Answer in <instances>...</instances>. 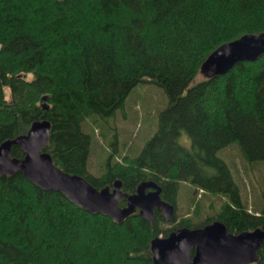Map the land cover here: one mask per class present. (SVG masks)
I'll list each match as a JSON object with an SVG mask.
<instances>
[{"label":"trees","instance_id":"obj_1","mask_svg":"<svg viewBox=\"0 0 264 264\" xmlns=\"http://www.w3.org/2000/svg\"><path fill=\"white\" fill-rule=\"evenodd\" d=\"M262 32L264 0H0V144L45 120L44 151L61 171L97 190L118 180L127 195L153 181L174 213L184 193L198 219L174 216L163 229L160 214L149 224L136 213L116 225L19 173L1 176L0 264H152L150 241L181 227L219 221L233 235L264 230V56L220 77L199 74L218 46ZM137 85L166 98L152 114V135L138 152L122 144V156L111 136L91 174V123L110 129ZM10 157L23 153L15 146Z\"/></svg>","mask_w":264,"mask_h":264},{"label":"water","instance_id":"obj_2","mask_svg":"<svg viewBox=\"0 0 264 264\" xmlns=\"http://www.w3.org/2000/svg\"><path fill=\"white\" fill-rule=\"evenodd\" d=\"M264 56V32L245 34L213 50L199 67L206 80L228 73L235 64L253 63ZM42 96L41 108L46 111ZM49 137V123L38 120L31 123L24 135L0 144V177L22 175L31 185L44 192L59 193L69 204L82 211L109 218L120 225L131 215H137L151 224L153 212L162 220H173V206L160 198L161 188L153 181L139 183L133 194L120 190V181L99 190L77 175L57 168L44 151ZM23 153L21 159L10 157L12 147ZM124 206L119 207L120 201ZM264 245V230L229 234L224 225L214 221L202 228H178L166 237H155L149 249L152 264H256L259 250Z\"/></svg>","mask_w":264,"mask_h":264},{"label":"rangeland","instance_id":"obj_3","mask_svg":"<svg viewBox=\"0 0 264 264\" xmlns=\"http://www.w3.org/2000/svg\"><path fill=\"white\" fill-rule=\"evenodd\" d=\"M165 105L166 98L160 89L153 86L137 85L125 100L123 116L117 114L114 120L109 121L110 129L103 132L98 125L91 123L90 126L94 130L93 136L97 144L93 147L92 153L88 159L89 172L93 175L99 174L103 163V156L109 151L107 144L111 136H115L117 140V150L120 151L121 156L124 155L123 150H121L123 147L122 144L124 143H130L132 145L131 151L138 152L155 129L151 126L152 114L155 112V109L160 110L164 108ZM120 158V156L115 157V162L122 164ZM260 172L264 175V170L262 168H260ZM182 186L183 188L186 187L184 185ZM240 187L242 200L249 206L253 199L248 191V186L243 185ZM194 195L195 199H202V193L200 191H198L197 194L194 192ZM186 200V195L182 193L176 204L174 213L175 223H178L180 219L190 220L191 218L192 223L198 220L193 218L191 209ZM213 202L219 204V201L216 199H213ZM161 226L163 229H167L171 224L164 222Z\"/></svg>","mask_w":264,"mask_h":264},{"label":"bare ground","instance_id":"obj_4","mask_svg":"<svg viewBox=\"0 0 264 264\" xmlns=\"http://www.w3.org/2000/svg\"><path fill=\"white\" fill-rule=\"evenodd\" d=\"M173 220H174V214H173ZM173 220L170 222V223H172L173 222ZM166 223V222H165ZM221 223V222H220ZM183 228V227H182ZM264 246V245H263ZM258 255H259V252H258Z\"/></svg>","mask_w":264,"mask_h":264},{"label":"flooded vegetation","instance_id":"obj_5","mask_svg":"<svg viewBox=\"0 0 264 264\" xmlns=\"http://www.w3.org/2000/svg\"><path fill=\"white\" fill-rule=\"evenodd\" d=\"M158 185V184H157ZM164 222V221H163Z\"/></svg>","mask_w":264,"mask_h":264}]
</instances>
